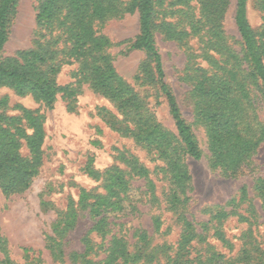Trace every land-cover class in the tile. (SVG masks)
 Returning a JSON list of instances; mask_svg holds the SVG:
<instances>
[{
    "label": "rangeland",
    "instance_id": "374dc122",
    "mask_svg": "<svg viewBox=\"0 0 264 264\" xmlns=\"http://www.w3.org/2000/svg\"><path fill=\"white\" fill-rule=\"evenodd\" d=\"M237 1L229 0L222 21L224 45L240 61L247 98L239 90L233 95L240 102L244 134L258 145L235 173H227L212 165L208 127L197 112L195 87L203 68L220 73L219 66L226 62L233 68L235 58L207 45L209 26L182 40L167 34V26L186 31L199 23L197 0H156L155 41L164 81L202 151L200 159L185 156L190 180L179 206L170 202L176 186L164 170L163 158L156 149L136 142L125 129L133 122L115 102L87 81H78V62L64 60L56 77L60 85L71 84L76 95L59 94L51 109L30 94L0 86V123L1 117L20 118L29 110L41 116L45 132L38 172L29 187L16 193H4L0 187V264H173L185 219L194 233L187 246L190 264H264V93L243 59ZM38 2L19 0L1 57L37 47ZM247 17L259 38L264 27L260 0H248ZM96 29L110 40L104 53L142 101V114L178 135L154 60L131 48L140 31L138 13L112 16L96 23ZM221 58L228 60L218 62ZM28 153L24 145L22 154ZM134 162L148 172L138 174ZM116 167L125 176L127 192L120 193V202L110 208L118 209V216L100 221L101 216L91 213V196L108 195L107 171Z\"/></svg>",
    "mask_w": 264,
    "mask_h": 264
},
{
    "label": "trees",
    "instance_id": "16d2710c",
    "mask_svg": "<svg viewBox=\"0 0 264 264\" xmlns=\"http://www.w3.org/2000/svg\"><path fill=\"white\" fill-rule=\"evenodd\" d=\"M197 1L201 15L197 21L199 23H192L191 29L186 31H175L167 26L166 32L169 37L182 40L204 26H209L207 32L212 33V36L207 45L217 53L235 58L233 68H229L225 62L219 66L220 73H210L214 69L203 68L195 87L198 95L197 112L208 127L212 165L223 168L227 173H235L241 162L255 151L258 141L244 134L246 130L242 127L240 102L233 95L234 90H239L247 98L245 77L241 75L239 68L240 61L224 45L222 21L229 0ZM247 2L248 0L237 1L235 20L244 44L243 59L248 63L250 75L260 82L264 93V27L259 38H256L247 17ZM155 4L156 0H39L36 6L39 37L37 47L1 57L10 36L12 20L18 11L19 0H0V86H9L19 95L30 94L37 102L51 109L59 94L67 98L76 95V89L71 84L60 85L56 77L64 60L78 62V81H87L95 91L115 102L128 118L125 119L133 122V125L127 124L125 129L136 142L149 149H156L163 158L166 165L164 170L176 186L172 190L170 202L173 206H179L182 202L180 195L185 192L190 180L185 156L200 159L202 151L174 94L164 81L161 55L155 41ZM260 7L264 11V0H260ZM124 13L139 15L140 31L131 48L143 50L154 60L157 81L167 97L178 135L164 130L160 124L142 114V101L116 71L110 55L104 53L111 42L106 36L98 34L96 23ZM209 56L215 57L213 53ZM1 120L0 187L4 193L21 192L29 187L33 176L38 172L41 145L45 136L43 121L37 112L29 110H25L20 118L1 117ZM262 134L264 135V128ZM24 145L28 148V155L22 154ZM133 167L138 174L145 175L148 172L142 164L134 162ZM118 169L116 167L113 171H107L111 180L108 195L91 196V213L101 216L100 221L117 217L115 211L118 209L110 208L118 205L120 193L126 195L127 181ZM114 197L116 199L112 202L111 198ZM183 222L185 233L173 264L191 263L187 246L193 240L194 233L192 223L187 219Z\"/></svg>",
    "mask_w": 264,
    "mask_h": 264
}]
</instances>
